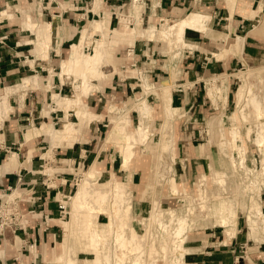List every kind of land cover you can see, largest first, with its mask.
I'll use <instances>...</instances> for the list:
<instances>
[{
    "label": "rangeland",
    "instance_id": "1",
    "mask_svg": "<svg viewBox=\"0 0 264 264\" xmlns=\"http://www.w3.org/2000/svg\"><path fill=\"white\" fill-rule=\"evenodd\" d=\"M86 1L95 3V0ZM221 1L217 0V6L224 7L225 5L230 17L235 0H223L224 4ZM138 7L139 4H136L133 9H138ZM252 10L253 12L246 14L245 25L235 32L238 37H233L234 40L230 39L229 33L226 37L222 35L226 33L225 28H222V22L213 23L208 17L207 33L201 36L208 37L207 50L218 53L213 55V59L218 60L230 54L237 57L240 63L233 66V70L228 73L201 80L200 88L196 92L202 101L203 115L199 112L198 117L183 113L191 103H185L181 110L173 109L170 106L171 91L168 86L162 87L166 80L162 81L161 85L155 84L153 87L145 77L143 70H148L145 68L159 67L166 61L167 64L165 63L162 67L164 68L166 65L164 69L169 72L175 64L171 56L173 55V59L176 60L180 49L186 48L171 43L172 35L164 38L158 34L159 31L166 30L173 21L155 20V27H152L157 32L154 33L153 38H149L156 42L159 48L158 55L154 56L155 64L145 66L131 62L126 67L128 70L125 71L126 76L133 77L130 79L137 83V88L134 89V92L137 93L134 98L127 99L125 103L106 104L103 110V115L106 116L103 121L105 126L100 128L101 138L104 137L106 130H111L108 140H114L115 137L116 144L114 145L121 155V167L123 142L125 137L131 134L129 142L132 143L133 155L128 165L129 163L135 164V167L142 168V174L137 179V183L134 181L131 184L128 178L122 179L97 166L95 167L98 169L96 173L88 178L87 172L94 168V163L90 164V167L82 163L79 168L71 169L73 187L70 194L67 195L68 215L57 220L60 228L57 236V250L52 262L66 264V260L70 259L74 264H92L94 259L98 258L100 264H134L137 259L142 264L150 262L171 264L175 258L181 255L179 247L184 248L182 254L184 256L191 244L205 238L204 235H201L203 233L212 230L221 231L226 238L232 236L239 229L245 231L248 228L252 233H264V219L261 220L262 217L259 218L255 211L250 212L255 202L264 217V206H261L258 199L259 191L264 186V120H258L253 106L248 104V101L254 97L260 103V111H264V0H261L259 5ZM119 11L116 13L117 16L128 14L129 9L125 7L124 11ZM206 11L207 9L200 13L194 7L187 11L188 14L183 13L186 15L182 18L197 13L206 18V16H210L205 13ZM206 19L203 20L206 21ZM91 21L81 28L72 30L73 33L79 35L81 29L88 26ZM50 32L51 30H47V33ZM126 33L128 32L126 31ZM147 36L143 37L147 38ZM245 36L247 39H254L261 44L257 56L251 53L243 55V49H241L243 40L240 37L244 38ZM73 39V43L79 40L78 38L76 41V38ZM107 39H109L108 34L105 36V43H107ZM93 40H100V37L97 35L91 37L88 40L89 44L80 49L82 53L90 54L92 52ZM105 47L106 55L100 70L102 66L108 64L107 59L110 55L107 53L109 52L107 47L110 46L105 44ZM129 49L131 48H126L123 51L125 55L127 53L128 57L132 53L128 51ZM68 53L69 50L64 59L67 58ZM150 65L152 66L150 67ZM104 70L106 69H103L102 72ZM57 72L56 68L53 73ZM248 73L250 74L248 75ZM142 77H145L144 80ZM176 77L175 74L172 79L175 80ZM66 78L75 82L73 76H66ZM209 79L214 81L213 84L221 87L222 94L217 99L216 105L207 95L206 81ZM178 83L176 81V84ZM90 84L93 83L90 81ZM28 87L38 86L30 85ZM94 88L95 86L92 89ZM43 89L48 90L47 87ZM175 89L173 85L172 91ZM250 90L251 92H249ZM52 95H50V100L54 106H49V102L44 101L43 107L51 109V111L63 110L65 115L62 125L66 120L72 122L75 126L74 134L67 139L63 136L66 141H62L41 133L45 126L50 125H42L40 129L33 128L32 133L33 135L43 134L51 141L71 143L75 133L87 126L86 123L92 118L87 116L85 119H81L83 113L86 114L85 106L81 103L84 98L80 99L74 108L73 104H68L72 102H68L69 98L70 100H74V98ZM23 96L24 92L16 95L19 104L22 103ZM226 96L227 106L224 107ZM192 98L189 96L187 100L192 101ZM143 101L146 102V111L142 113V110L139 111L138 105ZM111 107L113 108V114H111L115 118L109 114ZM79 109L81 112L78 114ZM69 110L71 111L70 116L66 119ZM232 114H235L234 122ZM128 117L130 121L132 120L129 129L127 128ZM182 120L186 121L184 128L182 127L183 131L178 127ZM139 121L144 127H149L150 141L144 143L138 141L139 137H137L135 129L139 125ZM62 125L58 123L54 127L56 131H59L54 134L62 135L60 131ZM233 125L238 131L236 137L231 135ZM260 125L263 134L261 137L257 136ZM121 128L123 129L121 130ZM183 139L187 142L190 140V142L185 144ZM10 157H15V154L11 153ZM41 172L51 173V170L44 167ZM86 179L92 192L108 193L107 200L101 207L91 203L89 207L86 206L81 211L73 210L70 197L77 191L79 184ZM112 179L118 183H124L123 198L116 203L112 201ZM14 195V192L9 194L7 199H11ZM113 206L117 208V215L114 219L110 211ZM178 219L186 220V230L182 235L185 237L183 242H180L182 237L181 239L174 238L172 233L178 227L176 223ZM122 225L124 226L122 233L125 239L132 240L131 245L139 244L137 251L134 250V245L120 247L115 240V234L121 232L120 226ZM91 235L96 236L95 248L90 243ZM175 247H178L176 254L171 251ZM240 247L244 252L245 247L242 244ZM165 250L167 254H165Z\"/></svg>",
    "mask_w": 264,
    "mask_h": 264
},
{
    "label": "crops",
    "instance_id": "2",
    "mask_svg": "<svg viewBox=\"0 0 264 264\" xmlns=\"http://www.w3.org/2000/svg\"><path fill=\"white\" fill-rule=\"evenodd\" d=\"M260 1L235 0L229 17L227 7L217 6V0H95V3L86 0H0V13L11 17L9 20L0 17V89L16 85L24 77L37 76L39 79L38 87L23 90L21 104L15 94L8 97L10 110L0 122V196L6 194L7 198L14 192V196L19 198L18 210L23 215L21 225L14 232L6 227L0 234V264H55L52 259L57 250L60 228L57 220H61L57 213V200L67 197L72 190L71 169L79 168L82 163L88 166L95 163L105 172H112L122 179L128 178L131 184L134 181L137 183L142 168L130 163L127 169L122 168L121 155L114 145L115 137L108 140L111 130H106L101 138L100 128L105 126L103 110L106 104L125 103L137 93L134 92L137 83L130 79L133 77L126 76V67L131 62L145 66L155 64L154 56L158 55L159 48L156 42L143 37L154 26L155 20L176 22L194 7L200 13L207 9L205 13L210 15L206 16L203 33L189 29L184 31V40L189 47L181 48L176 60L171 56L175 64L169 72L164 69L166 65L162 67L167 61L159 67L150 65L151 68H145L147 71L143 70L152 86L161 85L164 80L166 82L162 87L167 83L174 85L176 89L170 92L173 109L181 110L185 103H191L183 113L198 117L199 112L203 115L202 101L196 92L201 80L228 73L240 63L237 57L230 54L213 59V55L218 53L209 52L206 47L208 37L201 36L207 33L208 17L213 23L222 22L226 31L222 35L226 37L229 33L232 40L238 37L235 32L245 25L246 14L253 12L252 9ZM221 3L224 4L223 0ZM136 4L139 7L134 10ZM125 7L129 9L128 14L117 16V11H124ZM27 17L32 31L26 22ZM89 21L79 35L73 33L72 30L85 26ZM94 22L102 23L101 40L104 43L108 34L105 44L110 46L107 47L110 55L108 64L101 68V72L106 69L102 72L104 77L99 83L92 82L95 88L81 102L87 116L92 119L75 133L71 143L51 141L45 135L66 141L63 135L54 134V127L58 123L62 125L65 114L60 109L48 110L43 103L48 101L49 106H54L50 100L51 93L59 97L71 96L73 83L66 76H61V79L53 72L56 68L58 70L73 38H76L75 41L79 39L82 30L90 28ZM48 25L50 33H47ZM96 35L92 33V38ZM240 38L243 40V55L251 53L257 56L261 44L246 36ZM126 48H131L128 50L132 52L129 57L123 53ZM175 74L177 77L173 80ZM176 81L179 83L176 84ZM46 87H49L48 90L43 89ZM189 96L193 97V102L187 100ZM70 112L67 111L66 119ZM131 121L129 119L128 129ZM185 122H179L181 131ZM42 125H50L54 130L45 126L41 131L45 135H33L32 129H40ZM183 142L188 144L190 140L183 139ZM11 153L15 157H10ZM44 167L51 173H42ZM258 199L264 206V186ZM201 235L205 238L191 244L188 252L184 253V264H264V233H252L247 228L245 231L236 230L227 238L223 232L215 230ZM241 244L245 247L244 252Z\"/></svg>",
    "mask_w": 264,
    "mask_h": 264
},
{
    "label": "bare ground",
    "instance_id": "3",
    "mask_svg": "<svg viewBox=\"0 0 264 264\" xmlns=\"http://www.w3.org/2000/svg\"><path fill=\"white\" fill-rule=\"evenodd\" d=\"M233 3H234V1H233ZM231 15L232 14H230V17H231ZM0 17H5V18H7V20H9L11 18L9 15H7L6 13H3V12L0 13ZM203 19H206L205 16H202L198 13L197 14H191V15L184 17V18H182L176 22H172L171 24H169L167 26L166 30H161L158 32V34L164 38H168L170 35H172L173 38L170 39V42L173 43L175 46L177 45L180 47H187V46L189 47V44L186 43L184 40V31L186 29H189V30H194V31H198V32L203 33L204 30H206L204 27L205 21ZM26 20H27L26 22L28 23L29 29L32 31V26H31L29 17H27ZM47 29L51 30L50 25L47 26ZM101 30H102V23H100V22H94L93 25L90 26V28L83 29L81 34H80L79 40L76 43H72V45L69 49V53H68L67 58L63 59L60 62V67L58 68L57 75L60 76L61 79H62L61 76H73L74 80H75V82L73 81L74 85H72L73 86L72 95L70 96V97L74 98V100H70V98L68 100V102L72 101L68 104H73L74 108H76V106L78 105L79 100L85 98L87 96V94L91 91V89L94 87V85L90 84V81H91V83L93 81L99 83L101 81V79L104 77L103 73L100 70V66L103 63L104 56L106 55V53H105L106 50H105V43L103 40H101V32H102ZM156 32H157V30H155L154 27L149 28V30L147 31V35H148L147 37L151 38L152 36H154V33H156ZM92 33H96L97 35H100V40H93L94 43L92 44V52L90 54H84L81 52L80 49H82V47L89 44L88 40L92 37ZM248 72H250V71H248ZM249 74L250 73H248V75ZM49 75H50V73H49ZM213 79H215V78H213ZM143 80H144V78H143ZM206 82H207L206 88H207L208 98L211 100V102L214 105H216L217 99H219L220 98L219 96L222 94L221 87L213 84L214 81L212 79H209ZM144 84H146L145 81H144ZM30 85L39 86V79L37 78V76L24 77L16 85L0 89V122H2V120L6 117V115L8 114V111L10 110V107L8 105V97L11 94H15V96H16V95L20 94L21 92H24L23 90ZM167 86L169 87V90L172 91L173 86L169 85L168 83H167ZM247 92H248V90H247ZM249 92H251V90ZM240 94H239V96H241ZM51 95H52V93H51ZM248 104L253 106V109L255 111L257 119L258 120H264V111H260V105H259L260 103H258V101L254 97H252L251 101H248ZM138 109H139V111L142 110V113L144 111H146V102L143 101L141 104H139ZM112 111H113V108L111 107L109 110V114H111ZM112 114H111V117L115 118V116ZM86 117H87V115L85 113H83V115L81 116V119L83 120ZM118 120H120V119H118ZM232 121L233 122L235 121V114H232ZM234 126L235 125H233V128L231 130V135L233 137H236L238 135V131L236 128H234ZM122 129L123 128H121V130ZM60 131L62 132V135L67 139L74 134L75 126L72 122L66 120L64 122V124L62 125ZM55 132H59V131H55ZM135 133H136L137 137H139L138 141H140L141 143L147 142L150 139L149 127H144L141 121H139V125L135 129ZM262 135H263L262 134V126L260 125L257 136L261 137ZM130 139H131V134H128L125 137V140L123 142V149L124 150H123V155H122V168H124V169H127L128 162L133 155L132 143L129 142ZM257 142H258V138H257ZM96 166L97 165L94 163V168L90 169L87 172V175L89 176L88 178H90V176H92L94 173H96V171L98 170L95 168ZM112 186H113V190L111 191L112 199H113L112 201H115V203H116V201L123 198V194L125 192L124 191V183H118L112 179ZM107 197H108V193L92 192L89 188V182L86 179L81 184H79L77 191L70 197L71 207L73 210H76V211H81L86 206L89 207V205H91V203H94L98 207H101L105 203V201L107 200ZM110 211H111V214H112L113 219H114L117 215V208H114V206H113L112 208H110ZM252 211L253 212L255 211V214L259 218L262 217V218H260L261 220L264 219L263 215L261 214V212H260L257 204H255V202L250 209V212H252ZM176 223H177L178 227L175 229L174 232H172L173 237L178 238V239H181V237H182L180 242H183V241H185V237L182 235L184 234V230H186L185 229L186 228L185 227L186 220L185 219H180V220L178 219V221ZM122 228H124L123 225L120 226V229H121L120 233H118L116 231L117 233L115 234V240L119 243L120 247L129 246L132 244L133 241L125 239V237L123 236V233H122ZM116 230H118V229H116ZM132 233L134 235V232H132ZM132 237H135V236H132ZM90 243H91V246L93 248L96 247L97 240H96L95 235H91ZM133 245H131V246H133ZM134 247H135L134 250L137 251L139 248V244L138 245L135 244ZM183 249H184L183 247H179V251L181 250L182 253L180 251L181 255L179 257L175 258L171 262V264H184L183 255H182L183 251H184ZM177 250H178V247H175L173 250L171 249L172 253H175V254L177 253ZM165 254H167V251L165 252ZM66 264H74V262L70 259H67ZM92 264H100V260L98 258H95ZM134 264H142V263L138 262V259H137L134 261ZM148 264H154V263L150 262Z\"/></svg>",
    "mask_w": 264,
    "mask_h": 264
},
{
    "label": "built area",
    "instance_id": "4",
    "mask_svg": "<svg viewBox=\"0 0 264 264\" xmlns=\"http://www.w3.org/2000/svg\"><path fill=\"white\" fill-rule=\"evenodd\" d=\"M5 195L0 196V234L6 227L10 228L12 232H14L21 225V218L23 216L20 214L17 207L19 198L13 196L11 199H7L5 198ZM66 202L67 197L65 196L61 197L60 200H57V213L59 219H63L66 215H68Z\"/></svg>",
    "mask_w": 264,
    "mask_h": 264
}]
</instances>
